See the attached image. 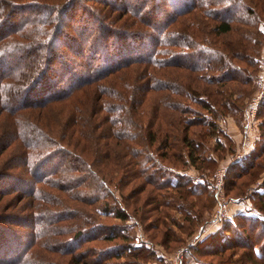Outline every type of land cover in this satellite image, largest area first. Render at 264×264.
I'll use <instances>...</instances> for the list:
<instances>
[{
  "label": "trees",
  "instance_id": "1",
  "mask_svg": "<svg viewBox=\"0 0 264 264\" xmlns=\"http://www.w3.org/2000/svg\"><path fill=\"white\" fill-rule=\"evenodd\" d=\"M258 2L256 0L254 3L262 12H258L254 6L246 7V13L256 17V20L247 19L250 25L253 24L254 31L243 34L240 29L233 27V23L239 21L241 17L245 18L238 9L241 5L240 0H0V113L4 111L14 114L27 107L38 108V112H44V107L50 103H53L52 107L55 109L57 103L67 101V105L72 104L67 111L63 109L64 105L58 107L55 112V118L68 117L70 120L67 121L70 129L66 131L65 139L76 136L79 141L83 138L85 140V137L88 139L95 137L96 144L101 137L107 139L103 151L99 145L95 146L94 152L92 151L91 156L86 158L87 160L91 158L89 160L92 162L91 166L96 169L84 171L86 181L90 178L88 174L97 178V173L106 177L107 173L115 171L118 154L130 156L124 164L138 166V171H133L130 177L139 178L145 170H150L149 162L154 160L151 151L149 153L146 151L148 143L153 145L156 142L160 156L163 159L168 158V149L173 147L169 141L170 127L173 124H182L184 131L201 123V120L207 123V126L209 122L216 125L213 120L199 119L201 112L198 106L208 113L215 109L204 93H198L200 92L198 82L206 85L216 83L219 79L233 78L238 71L244 72L245 68L258 65V57L264 46V33L258 27V23L264 21V6L260 7ZM156 9L165 10L164 21L159 22L156 17H151L156 16ZM149 11H152L151 15ZM180 27L185 28V31L181 33ZM189 27L191 29H188ZM233 32L235 39L222 42L218 40L220 35ZM137 39H145L146 44L143 48L137 46L138 43H142V40ZM228 59H233L232 61L238 59L246 66L243 67L238 61L232 63ZM213 61L219 63L215 65ZM165 66L187 69L193 77L191 83L194 81L195 83H192L189 90H182L177 86L169 87L168 83L163 84L160 69ZM54 68L60 71L57 77L58 84V81L50 80L52 79L50 72H53ZM202 70L208 73L198 72ZM117 73H120V77L116 76ZM250 74L245 75L251 79ZM111 80H121V86L111 85L109 83ZM224 80L222 83H225ZM213 90L215 91V89L210 91L213 93ZM79 91L85 95L82 97L83 101L81 98L80 102L72 103L71 100ZM222 92L217 93L222 95ZM225 103L226 101H221L220 105L224 106ZM170 110L173 114L169 112ZM101 111L104 112V116L99 115ZM81 112H85L84 117H79ZM40 114L47 115L49 119L52 115L49 112ZM10 117L18 121L17 114ZM105 123L109 135H99L98 130ZM15 128L9 133L8 142L1 138L0 156L15 140L20 141L23 147L24 144L27 145L26 149L32 147L29 142L23 140L22 128L17 123ZM55 141L52 136L43 142L38 140L35 146L45 144L43 146L47 150L36 160L31 158L30 151L26 149V152L24 150L22 153L19 152L21 154L19 166L28 165L26 169L20 171L21 177L0 173V181L2 178L8 181L4 186L10 185L11 190L21 192V195H30L33 198V207L39 210L31 215L29 222H24L17 215V218L12 217V220H18L19 222H16L19 224L23 222L28 224L25 230L29 228L31 231L24 230L25 242L18 238L19 231L12 228L6 230L0 226V264H55L41 252L34 260L30 256L36 247L51 250L49 240L57 241L55 246L61 254H73L83 242L94 240V236L97 235L99 228H89L87 232L78 229L69 241L60 243V246L59 240L54 238L58 232L56 226L46 229L45 235L40 229L41 221L47 219L42 212H50L49 223H54L60 218H66L68 212L72 214L73 209L70 207L77 211V206L80 207V202L86 198L88 204L93 205L92 209L88 208L91 212L89 215L113 214L122 221L131 219L130 214L121 205L110 211L106 203L94 204L98 195L89 197L80 194L82 182L74 179L78 175L76 174L79 172L78 169L84 168L81 165H79L81 168H78L75 163L67 164L68 159L66 160L67 154H75L76 158H79V155L68 147L58 148ZM181 141L188 150L186 160L195 163L197 157L194 154L199 143L189 138L186 133H183ZM54 145L56 147L52 148ZM162 147L165 152H161ZM175 155L173 152L170 153V157ZM249 166L253 168L254 165ZM241 167L236 175L238 178L246 173L254 175L248 171L247 165ZM166 173L167 171L161 177H166ZM184 175L178 173V178L183 179ZM130 177L125 176L122 179L126 180L127 184L132 181ZM100 179L98 185L103 183ZM185 179V181L168 179L167 184L161 183L162 186L159 188H168L169 194L161 190L162 192L155 193L152 199L157 198L156 204L166 207L167 204L162 200L172 196L173 194H170L172 191L179 193L177 197L180 200H184L188 194L198 195V191L189 190L192 185L190 180L193 178L185 176ZM147 183L141 184L139 191L143 190ZM194 184L202 188L205 186L200 180ZM46 185L57 188L46 191L44 189ZM74 186L78 192L73 190ZM63 200L71 203H68V207L60 209L58 205ZM133 200L134 203L139 201L137 198ZM257 202L264 208V187L257 193ZM250 216L248 213L238 212L236 218L253 223L255 217ZM186 217L188 220L192 218L191 215ZM156 219H160L159 215ZM262 220L264 222V218ZM164 232V237L169 242L173 236L169 229H165ZM113 233L103 237L111 240L114 237ZM4 234L9 236L11 244L8 240L2 241ZM243 234L245 235L244 231ZM215 237L219 239L218 236ZM43 238H48L47 242H43ZM220 239L223 240L221 244L224 240L227 242L224 247L220 246L221 250L228 248V244L232 243V237L226 239V235H223ZM173 240L181 241L174 237ZM256 243L254 241V245ZM120 246L121 251L114 253L109 251V255L105 253L103 257H98L96 259L98 262L94 264H106L105 262L108 263L110 259L123 255L132 257V260H142L148 256V253L144 255V251L148 249H144L143 245L134 248L128 245ZM190 246L191 244L187 250L192 259L195 256L194 252H203L196 246H193L192 251ZM250 249L251 254L247 259L251 264L252 261L256 263V256H261L262 251L259 248L254 251ZM4 250H7L6 254H3ZM12 253H15L14 259L3 260L2 257ZM244 258L243 253L235 262L243 263ZM203 263L208 264L206 261ZM128 264H132V261H128Z\"/></svg>",
  "mask_w": 264,
  "mask_h": 264
},
{
  "label": "rangeland",
  "instance_id": "2",
  "mask_svg": "<svg viewBox=\"0 0 264 264\" xmlns=\"http://www.w3.org/2000/svg\"><path fill=\"white\" fill-rule=\"evenodd\" d=\"M255 1L256 0H240L241 5H239L238 9L243 13L242 16L245 18L241 17L239 20L240 22L236 21V23H233V27L240 29L243 34H245V32L254 31L253 24L250 25L247 19L254 21L256 17L248 15L246 13V7L249 8L250 6H254L255 9L260 12V8H256ZM258 1L260 7H263L264 0ZM164 11L162 9H156V16L151 17H156V20H159V22L164 21ZM232 11L234 12V10ZM151 14L152 11H149V15ZM250 27L251 29H249ZM258 27L261 32L264 33L263 20L258 23ZM184 29L185 28L180 29L181 33L185 31ZM188 29H191V27ZM214 38L216 39V36H214ZM233 39H235L234 32L233 34H222L218 38L220 42L231 41ZM144 42L145 39L142 40V43L136 45L139 46V48H143L146 44V42ZM69 55L72 54L69 53ZM258 58V65L255 64L254 67L245 68L244 72L238 71L233 78L223 79L225 83H222V79H219L216 83H209L208 85L201 81L198 82L200 85L198 87L200 92L198 93H204L205 96L210 99L209 102H211L212 108L215 109L208 113L205 109L198 106L197 108H199L201 112L199 119L206 118L208 120H213L216 125L209 122V126H207V123L201 120V123L186 128V131H184L182 130V124H173L174 127H170L171 136L169 137V141H171L173 147L168 149V158L163 159L160 156V151L156 148V142H154L153 145L148 143V146L145 147L148 149L146 151H148V153L151 151L154 160L149 162L151 165L149 167L150 170H145L144 174L139 170L142 173L139 178L130 177L133 171H138V166L124 164L125 160L130 156L118 154V159H116L118 165H116L115 171L107 173L106 177H102L97 173V178H94L91 174H88L90 178L86 181L84 171H91V168H94L91 166L92 162L89 161L91 158H88L89 160L86 158L91 156L95 146L99 145L100 149L103 151V145L107 139L100 136L101 138L99 137L100 139L97 144V138L95 137L91 139L85 137V140L83 138L79 141L76 136L72 138L66 137L65 139L66 131L70 129V124H67V121L70 122V120L68 117L55 118V112L58 107H63L64 105L63 109H68L72 104H70V106L67 105V101H60V103H57L55 109L52 107L53 103H50V105L44 107V112H38V108L33 109L31 107L22 109V111L18 110L14 113L18 115V121H14V118H9V116L14 114L2 111L0 113V144L2 142V137L8 142L10 138L9 133L13 129H16L15 123H17L22 128L23 140L29 142L32 147L26 149L25 146L27 145L24 144L23 147L20 141L15 140L12 142L10 147L5 149L0 156V173H10L12 177H21L19 176L20 173L22 175L20 171H23L24 168L26 169L28 165L19 166L18 161L21 158H19V156H21L19 152L22 153L23 150L24 152L28 150L30 151L31 158L36 160L39 155H44L47 149L43 146L45 144H37L35 146V143H37L38 140L43 142L45 139H49V137L52 136L55 138L58 148H60V146L68 147L73 153L76 152L79 155V158H76V156H74L75 154H67L66 160L68 159L67 164L75 163L78 168H84V170L78 169L79 172L76 173L78 175L76 179H74L82 182V186H79V190L81 191L80 194L89 197H96V195H98L94 204L100 205L106 203L110 211L121 205L127 210L131 217V219L128 218L126 221H122L118 217L113 216V214L104 215L100 213L95 216L89 215L93 205H89L86 198L82 199L80 207L77 206V211L70 207L73 209L72 214L68 212L66 218H60L54 223H49L51 218L50 212H42L47 219L41 221L39 224L40 229L43 230L44 234L46 229L51 226H56L58 232L56 233L57 235L55 234L54 238L55 240H59V245L60 243L69 241V238L78 229L85 232L90 230L89 228L99 229L96 232L97 235L94 236V240L83 242V245L81 244L80 248L75 250L73 254H61L55 246L57 241L51 242L52 240H49L48 242L52 248L51 250H41L36 247L30 258L33 257L34 260L37 254L39 255L41 252L46 255L47 259L55 264H94V262H98L96 260L98 257H103V255L109 251L110 253L121 251L122 248L120 245H128L131 248L141 247L143 245L144 249H148L146 252L144 251V255L148 253V256L144 257L142 260H132V257L123 255L122 257L110 259L108 263H105L116 264V262H123L128 264V261H132V264H204L203 262L206 261L208 264H227V262L228 264H251V261L247 259L251 254L250 248H252L253 251L259 248L262 251V255L256 256L257 262L255 263L252 261V264H264V222L262 220V218H264V208L257 202V193L260 191L261 187H264V46ZM232 60L230 59L229 61L232 63L234 61L240 62L238 59ZM213 62L215 65L219 63ZM240 63L242 64V62ZM133 65L136 64H132V66ZM242 65L243 67L246 66V64ZM130 69L135 68L130 67ZM59 72L60 71L54 68L53 72H50L52 75V79L50 80L58 81L57 77ZM198 72L203 74L208 73L205 70ZM247 73H251V79L247 78L245 75ZM116 76L120 77V73H117ZM160 78L163 84L168 83L169 87H181L182 90H189L192 87V83H195V81L191 83L193 77L189 74L187 69L182 67L165 66L160 69ZM58 83L59 81L57 84ZM109 83L111 85L121 86V80H111ZM211 89H215L216 93L214 90L212 93L210 91ZM219 91H223L222 95L217 93ZM84 96L85 95H82L81 91H79L75 94L71 102H80L81 98H84ZM184 101L187 102L186 99ZM221 101H226L224 106L220 105ZM194 108L195 107H193V109ZM46 112H49V114L52 113L50 119L47 115L40 114ZM101 112L102 113L99 115L103 114L104 116V112ZM169 112L173 114L171 110ZM83 115H85V112H81L79 117ZM206 115L207 117H205ZM106 124L107 123L98 130L99 135H109ZM183 133H186L189 138L199 143V146L196 148V154H194V156L197 157L195 163L187 161L188 159L186 157L188 156V150H186L184 143L181 141ZM56 145L52 148L56 147ZM160 150L161 152H165L163 147ZM172 152L176 155L170 157V153ZM240 153L243 154L240 155V160L236 161V157L239 156ZM244 164L249 167L248 171L253 172L254 175L246 173L238 178L236 175ZM250 164L254 165L253 168L249 166ZM79 165H81V167ZM87 165L88 167L86 168ZM223 166H227V170L223 175L224 178L218 197L222 198V201H226L224 208L225 216L223 219L215 220L213 215L218 210V204L212 182L216 180V173ZM165 171H167V178L161 177L164 175ZM177 172L185 174L184 177H182L183 179L178 178ZM157 173L159 174L155 176ZM125 176L130 177L132 181L126 184V180L124 181L122 179ZM185 176L190 179L193 178V180H190L192 185H190V188L188 187L189 190L198 191L199 194H188V197L184 200L181 198L182 200H180L179 197H177L179 193L172 191L173 193H170L173 194L172 196L165 199L163 198L164 200H162L167 206H158L156 204L157 198H154V200L152 199L155 193L163 191L169 194L170 191L168 188L160 189L159 187L162 186L161 183L167 184L168 179L174 181L180 179V181H185ZM91 177H93V180ZM100 178L103 180V183L98 185V179ZM197 180H200L205 186H203V188L194 186V182L196 183ZM149 181L151 184L147 183ZM7 182L8 181L3 178L0 181V226H3L6 230L12 228L17 232L19 231L20 233L18 232L17 235L18 238L25 242V231L30 229L28 228L25 230L28 224L23 223L25 221L29 222L32 218L31 215H34V213L39 210L33 207V198H31L30 195H21V192L11 190L9 188L10 185L9 187L4 186ZM145 183H147L146 186L143 190L139 191L140 185ZM88 184L91 185L88 186ZM53 188H57V186L51 187L46 185L44 187L46 191L52 190ZM54 190L56 192V189ZM73 190L79 191L75 186ZM95 192H97V194H95ZM105 192L107 194L104 195ZM123 195L129 196V198H124ZM136 198L139 201H135L134 203L133 199ZM68 203L71 202H65L63 200L59 203L58 207L63 209L68 207ZM156 207L158 210H156ZM238 212L248 213V215H251L250 217H255V221L249 223L244 219L236 218ZM16 215L23 219L24 222L22 224L17 223L19 221L16 219L12 220V217L17 218ZM158 215L160 219H156ZM187 215H191V220L187 219ZM76 216L77 218H75ZM156 224H158V226H155ZM261 226H263V229H261ZM165 229H169L172 236L181 239V241L176 242L171 236L172 239L167 242L166 237H164ZM243 231L247 236L243 234ZM112 232H114V237L111 240L103 237V235H108ZM197 232H199V234H196ZM223 235H226V239L232 237V243L228 244V248L221 250L220 246L224 247L227 243L225 240L223 244L220 243L223 241L220 239V236ZM215 236H218L219 239ZM2 237V241L8 240L9 244L12 243L9 241L10 238L7 234L2 235ZM47 239H44L43 242H47ZM254 241L257 242L255 245ZM15 243L16 242H13V244ZM190 244L192 251L193 246L203 251L201 253L194 252L195 256L193 259L187 250ZM4 253L6 254L7 250H4L3 254ZM243 253L245 255L243 263L240 261L235 262ZM13 255H15V253L5 255V257L2 258L3 260L14 259ZM37 259L39 258L37 257Z\"/></svg>",
  "mask_w": 264,
  "mask_h": 264
},
{
  "label": "built area",
  "instance_id": "3",
  "mask_svg": "<svg viewBox=\"0 0 264 264\" xmlns=\"http://www.w3.org/2000/svg\"><path fill=\"white\" fill-rule=\"evenodd\" d=\"M241 154H243V153H240L239 156L236 157V161L240 160L239 157ZM226 170H227V166L221 167L216 173V177H215L216 180L214 182H212V186L216 192V198H217V204H218V208H217L218 210L213 215V218L215 220L223 219L225 216L224 208H225L226 201H224V200L222 201V198H219L218 194L220 193L219 191L221 189L222 180L224 178L223 175L225 174Z\"/></svg>",
  "mask_w": 264,
  "mask_h": 264
},
{
  "label": "crops",
  "instance_id": "4",
  "mask_svg": "<svg viewBox=\"0 0 264 264\" xmlns=\"http://www.w3.org/2000/svg\"><path fill=\"white\" fill-rule=\"evenodd\" d=\"M236 211H239V210H236ZM241 211V210H240ZM197 234H199V233H197Z\"/></svg>",
  "mask_w": 264,
  "mask_h": 264
}]
</instances>
